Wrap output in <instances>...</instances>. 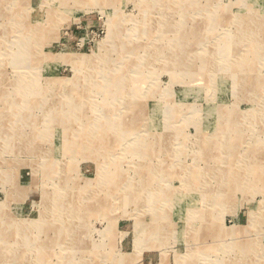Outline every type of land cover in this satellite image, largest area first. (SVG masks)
Returning a JSON list of instances; mask_svg holds the SVG:
<instances>
[{
	"label": "rangeland",
	"instance_id": "1",
	"mask_svg": "<svg viewBox=\"0 0 264 264\" xmlns=\"http://www.w3.org/2000/svg\"><path fill=\"white\" fill-rule=\"evenodd\" d=\"M263 115L264 0H0V264H264Z\"/></svg>",
	"mask_w": 264,
	"mask_h": 264
},
{
	"label": "bare ground",
	"instance_id": "2",
	"mask_svg": "<svg viewBox=\"0 0 264 264\" xmlns=\"http://www.w3.org/2000/svg\"><path fill=\"white\" fill-rule=\"evenodd\" d=\"M252 22V19H249L248 20V23H251ZM237 23V22H236ZM239 26V25H238ZM185 35V34H184ZM245 35V34H244ZM126 63V62H125ZM227 68V67H226ZM170 69V68H169ZM264 116V115H263ZM249 168H251L250 166H249ZM23 226V225H22Z\"/></svg>",
	"mask_w": 264,
	"mask_h": 264
}]
</instances>
